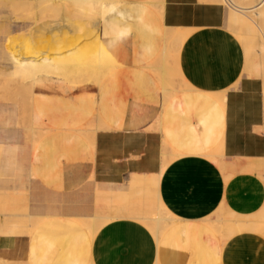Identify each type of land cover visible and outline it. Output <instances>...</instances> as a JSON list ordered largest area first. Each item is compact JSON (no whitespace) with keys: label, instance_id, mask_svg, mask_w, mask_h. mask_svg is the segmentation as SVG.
Returning <instances> with one entry per match:
<instances>
[{"label":"crops","instance_id":"crops-1","mask_svg":"<svg viewBox=\"0 0 264 264\" xmlns=\"http://www.w3.org/2000/svg\"><path fill=\"white\" fill-rule=\"evenodd\" d=\"M119 1L99 25V44L111 62L101 83L36 84L29 104L38 126L30 128L42 135L35 147L29 144L35 188L70 196L91 178L102 177L108 183L102 195L105 205L98 206L94 190L92 209L42 215L49 219L32 232L31 222L16 221L22 215L10 214L11 219L0 222L10 223L0 225V264H264V239L249 233L264 229L258 215L250 216L264 202V183L247 171L248 166L263 163L255 162L264 158V149L249 160L254 162L240 166V172L224 167L234 174L228 180L208 157L222 144L224 160L232 144L227 130L240 112L257 125V95L247 105L226 98L224 112L209 93L227 92L237 83L249 56H260L245 51L218 24L217 11L204 8V17H196L201 22L197 19L191 26L189 16L187 25L173 20L170 0H164L160 16L147 4L149 0ZM183 26L196 29L178 55L180 73L192 89L177 94L164 107L166 92L153 72L161 73L162 49L173 39L171 33L164 35L165 30H185ZM35 37L34 26L15 40L14 51L8 53L10 64L34 62ZM260 87L259 94L262 81ZM94 120L97 125H90ZM83 133L93 134L94 150ZM162 140L181 156L159 179ZM119 156L126 158L115 161ZM24 200V196L0 198V211L25 208ZM160 201L182 221L170 225L157 246L153 235L134 220H154ZM221 205L226 208L218 219L222 232L218 235L201 220ZM93 215L114 221L90 242L75 218Z\"/></svg>","mask_w":264,"mask_h":264},{"label":"rangeland","instance_id":"rangeland-1","mask_svg":"<svg viewBox=\"0 0 264 264\" xmlns=\"http://www.w3.org/2000/svg\"><path fill=\"white\" fill-rule=\"evenodd\" d=\"M0 1H1L0 2V142L4 143L5 145H12V144L16 145L12 147H7L3 144L0 145L1 147L0 149V198L7 200L11 196L18 197V198L24 196V199H25L24 204L26 205L25 208L15 210L14 212L13 211H0V222H4L7 219H11L10 214L18 213L19 215H22V218L17 217V218H14V220L23 221V223L34 222V224H36L37 226V224H40L42 221L49 219V218H44V217L41 218V216L47 215L50 212H55V213H60V214H71L74 211L80 212L82 209L87 208V207L92 209L93 204H94L95 193L97 195L98 206L105 205L102 202V197H103L102 195L104 194V188L106 187L108 183H106L107 180L102 177L101 178L99 177L91 178L89 183L83 189L79 190L77 193L70 195V196H57L53 194H46V193L40 192L38 189L35 188L33 184V180L31 179V175L29 172V163H30V149H29L30 145L29 144H30V141H28L27 139L28 133L26 131L28 129L27 127H38L32 120L30 107H29L30 100H31L30 99L31 95L29 94H31L33 86L36 84H43V83L48 84L51 82H53L54 84H80V85L89 82L95 86H98L101 82L100 83L93 82L94 78L90 76L91 73L86 72V71L79 73V72H75V71H71L67 69L62 70V68H60L61 69L60 70L59 68L55 66H54L55 68H53V66L49 67L48 65L46 67L43 66V68L45 69L43 68L34 69L35 71L39 70L40 72L41 70H44V71L46 70L45 72L48 71L47 72L48 76L47 75L45 76L44 74L46 73L42 74L44 71H42L40 74L39 72L37 73V71L35 72L32 69L33 62H25L21 64H10L8 53L14 51L13 49L15 45H17L16 43H14L16 42L15 40L22 38V36L25 33H27L30 30V28L34 26L36 28V25L38 26L39 24L44 23L48 20H54L56 19L55 17L57 16H56V12L53 9L45 10L44 8L43 10L41 7L38 8V5L34 0H31L32 2L30 0H27V1L23 0V2L21 3L19 0H11V1L6 0L7 3L5 0H0ZM28 1H30L31 4ZM154 1L157 4H160L162 6L161 12H159L154 7L150 6L148 3L147 4L150 7H152L153 10H156L155 12L160 16L163 12L164 4H162V2L164 3V0H154ZM170 1L171 3H170L169 11H170L172 18L175 22L177 21L178 23H181L182 25H187L186 24L187 17L189 16V19H188L190 21L189 25L192 26L193 23L195 24V21L197 22V19L198 21L201 20V18L196 19L197 16L204 17L205 15L204 8H206L207 10L212 8L211 7L212 4H208L210 2L209 0L208 1L206 0H200V1L193 0L192 1L191 0L190 4L193 3L192 6L189 4L188 0H170ZM245 1L244 2L238 1V2L241 4L242 3L245 4V6L247 7H250L251 3L254 4L252 0H245ZM187 7L189 9H187ZM36 8L38 9L36 10ZM211 11H217V10L211 9ZM229 11H230L229 8L224 7L221 11L216 12L220 18L218 21V24L220 26L226 27V22L228 21ZM260 11L263 12L264 14V6L263 8H261ZM79 21L80 20H78L77 22ZM200 22H199V25L197 26L201 27L203 24H201ZM174 26H181V25H174ZM183 27L190 29V27H187V26H183ZM194 30L196 29L185 30V31L189 32L188 34L189 36ZM172 37H173L172 41L174 39H177L176 35H173ZM235 38L238 40L239 37L237 38L236 36ZM261 38H263L262 35H261ZM185 39L183 40L182 44L184 43ZM241 41L242 40L240 39L239 42L241 43L243 48L246 49L245 45H243V42ZM177 46L178 44L172 45L174 54H171V56H169L163 61V64L166 66L165 72L163 71H161V73L159 71L153 72L160 86L163 83L165 84L163 87L161 86L162 91L166 92L165 100L163 103L164 107L177 94L192 89V87L183 79L180 73L178 63H177L178 61L176 60V57H175ZM181 46L178 47L179 51H180ZM247 51H251V49H248ZM256 53L258 54L259 50L258 51L256 50ZM178 55H179V52H178ZM258 55L260 56L262 61L256 55L249 56L250 57V58L248 57L249 59H247L246 57L247 60L245 64V69L243 68L240 78L238 79L237 83L233 87H231L227 92H225L226 95L224 94L225 98L229 99L233 104L235 103L236 105H247L248 101L252 99V96L254 95H257V97L259 98V108L256 114L257 125L254 122H251V120L249 119L250 118L249 115H246L240 112L239 118H237L236 121L232 125H230L227 130V134L230 136L229 140L232 141V144H231V148L225 151L224 160L222 159V155H223L222 148L217 147V149L213 153H211V156L215 157V159L211 161L217 165V167L223 174L225 180H228L234 174H232L229 171V169L223 170L224 167H228L230 169L234 168L236 169V173L240 172L239 171L240 166H244L246 163H249V162H254V161H249V160L256 159L255 155L258 154L257 150H259V148L264 149V90H263L264 89L263 88L264 87V61H263L264 57H262L264 54L262 55L261 53H259ZM17 67H22L24 68V70L22 69L21 71H19L18 73L14 75V72L17 70ZM56 69L60 72L59 73L57 71L58 73L57 77L59 79L56 77ZM30 70H32V72ZM110 70H111V65H108L103 70H101V76L102 75L103 76L100 78L103 80V78L107 75V73ZM28 71L30 72V74H33V73H36V74H33L34 77L33 76L30 77V74ZM23 73H25L27 77ZM68 73L69 75H67ZM80 74H83V75H80ZM16 75L18 76L20 75V76L18 77ZM70 75H72V78ZM62 76H65V77H62ZM66 77L69 78L70 80L73 79V81L62 83V81L60 80ZM41 78L43 79V81L41 80ZM46 78H48V81ZM34 79H35V82L33 81ZM56 80L58 82H56ZM261 81H262V86H263L262 95L258 93L261 90V87H260ZM27 84L31 85V87ZM24 89H26L25 90L26 93L25 91H23ZM224 101L226 102V99ZM90 125L95 126L97 125V122H95L94 120L93 122L90 123ZM43 128L46 129L45 127ZM100 129H103V127L99 129L97 128V131ZM158 129H159V124L157 123L155 124V130H158ZM13 131L17 132V135L15 136L12 135ZM35 136L39 137V141H40L42 137L41 133H37L35 134ZM170 149L171 147L167 144V148L164 150V158H163L164 161L170 160L171 158L170 157L171 152L169 151ZM262 155L264 156V152ZM125 158L126 156H119L115 159V161L119 162ZM171 163L172 161L169 162L168 166ZM255 163H262V164L253 165L252 167L248 166L247 171L249 173L257 175L264 183V158L262 160L256 161ZM94 190H95V193H94ZM56 200H60V202H56ZM225 208L226 207L224 205H221L210 216V218L219 219L221 217L220 215L222 214V212L225 211ZM262 210H263V216H264V202L261 208L256 213L250 216L258 215L261 218L262 216L260 215L262 213L260 212H262ZM25 215H32L33 217L29 220L24 217ZM76 221L78 220L75 219V222ZM174 223H177V222L172 221L170 224L166 226V228L164 229L160 237V243H161V238L164 232L166 231V229ZM0 225L8 226L10 225V223L7 222V224H0ZM79 225L83 227L81 223ZM216 233L219 235L222 234V232H219V233L216 232ZM249 233L257 234L258 236L264 239V229L261 232H249ZM3 264H8V263H3Z\"/></svg>","mask_w":264,"mask_h":264},{"label":"bare ground","instance_id":"bare-ground-1","mask_svg":"<svg viewBox=\"0 0 264 264\" xmlns=\"http://www.w3.org/2000/svg\"><path fill=\"white\" fill-rule=\"evenodd\" d=\"M19 1H20V3L23 2V0L22 1L19 0ZM30 1H28V2H30ZM34 1L37 3L38 8L41 7L43 10H44V8H45V10H47V9L52 10L53 9L56 12L57 17H55L56 19H54V20H48L44 23L39 24L38 26L36 25V37L33 39V46L35 49V61L33 62V66H32L33 68L32 69L33 70L36 68L40 69V68H43V66L46 67L48 65L49 67L53 66V68L57 67L59 69L62 68V70L67 69V70H71V71H75V72H79V73L86 71V72L91 73L90 76L94 78L93 82L100 83L102 80L100 77L103 76V75L101 76V70H103L108 65H111V63L107 59V57L105 56L104 50L101 47V45L99 44V34H98L99 25H100V22L103 20V18L114 7H116L118 4H120L121 1H119V0H46V1L45 0H34ZM198 1H200V0H198ZM206 1H208V0H206ZM209 1L211 3L209 2L208 4H212L211 5L212 10L216 9L217 11H221L224 7H227L230 9L229 14H228V21L226 22V29L229 32H231L233 35H235V37L237 36V38L239 37L242 40L241 42H243V45H245V47H246V49H244L245 51H247L248 49H251L250 52L256 53V50L257 51L259 50V53H261L262 55L264 54L263 53L264 52V32H263V30H264V14H263V12L260 11L261 8H263V6H264V0H252V2L254 4L251 3L250 7L245 6V4H243V3L242 4L239 3L240 1L244 2L245 0H237V1L236 0H209ZM31 2H30V4H31ZM245 2H247V1H245ZM6 3H7V1H6ZM147 3L150 6L157 9L159 12H161L162 6L160 4H157L154 0H151V1L149 0V2H147ZM162 4H163V2H162ZM38 8H36V10ZM42 9H40V10H42ZM211 9H209V10L211 11ZM154 11H156V10H154ZM75 20H77V21L80 20V21L77 22ZM184 28L182 27V29H184ZM187 29L185 28V30H187ZM185 30H181V29L177 30L176 29V30L171 31V32L168 29L165 30V33H167V34H164V35L168 36V34L171 33L172 36L176 35L177 39H174L173 41L168 40L166 42V44L164 45L162 52H161V58L163 59V61L166 58H168L169 56H171V54H174V52H173L174 50L172 49L173 44H178L176 55H175L176 60L178 61V52H179L178 47H180L182 45L183 40L186 38V36L188 37V34H189V32H187ZM261 35L263 38H261ZM239 38H238V40L240 41ZM262 57H264V55ZM263 61H264V58H263ZM22 69L24 70V68H22V67H17V70L16 71L14 70L15 71L14 75L16 73H18L19 71H21ZM43 69H45V68H43ZM165 69H166V66L163 65L162 71L165 72ZM30 71L32 72V70H30ZM42 71H44V70H41V72ZM45 71L42 74L46 73V74H44L46 76L48 71L47 72H45ZM57 71L58 70L56 69V77L58 74ZM38 72L41 74V72L39 70L37 71V73ZM23 74L25 75V73H23ZM29 74H30V72H29ZM33 74H36V73H33ZM33 74H30V77H32ZM40 74H38V75H40ZM51 75H52V73H51ZM67 75H69V73ZM80 75H83V74H80ZM16 76H18V75H16ZM25 76L27 77V75H25ZM70 76L72 78V75H70ZM62 77H65V76H62ZM36 78H37V76H36ZM43 78H45V77H43ZM46 79L48 81V78H46ZM41 80L43 81L42 78H41ZM33 81L35 82V79ZM36 81H38V80H36ZM60 81H62V83L63 82L67 83V82L73 81V79L70 80L69 78L66 77V78H62ZM162 81H163V79H162ZM56 82H58V81L56 80ZM27 85H29V84H27ZM164 85H165L164 83L161 84L162 87ZM29 86L31 87V85H29ZM25 90L26 89H24L23 91H25ZM194 91H196V90H194ZM25 93H26V91H25ZM27 94H29V93H27ZM224 94H225V91H221V92L217 91L215 93H212V92L209 93V95L211 97H213V99H215L218 102V104L221 106L223 111L226 112L227 108H226L225 101H224L226 98H225ZM260 95H262V92L260 93ZM27 128H28L26 130L28 133L27 139H28V141H30V144L32 145V147H35L39 141V137L35 136V134H37L39 130L37 131V133H35L30 127H27ZM82 136H83V138H85L87 140V142L91 146L92 150H94V143H93V137H92L93 134L92 133H83ZM219 147L222 148V144H220ZM166 148H167V144L165 143L164 140H162L163 152L162 151L161 152H162L163 158H164V150ZM169 151L171 152V154H170L171 158L169 161L163 160L161 162L162 164L160 167V171L158 172L159 179H161V177H162L163 173L165 172L166 167L168 166L169 162L170 161L174 162L176 159H178V157L181 156L179 153L175 152L174 150L170 149ZM183 157H184V155H183ZM208 157H209V160L215 159V157L211 156V154ZM261 213H262V215H261L262 216L261 217L262 222L260 224L262 227H264L263 210ZM44 218H49V217H44ZM75 219L78 220L76 222L80 221L79 224L81 223V225H83L84 229L87 231L88 235L90 236V242L93 241V239L95 238V235L97 234V232L101 228H103L109 222L114 221L112 218L111 219H98L94 215L89 216V217L75 218ZM134 221L138 222L147 231H149L155 239V244L157 246H159L160 237H161L164 229L166 228V226L168 224H170L172 221L180 222V221H182V219L174 217L169 212V209L163 203V201H160L159 207H158V214L154 220H134ZM201 221L205 224V226L206 225H208V226L213 225L212 227L214 229H216L218 233L220 232L221 226L219 225L220 220H218V218L215 220H212V219H210V217H206L205 219H202ZM35 226H36V224H34V222H31V232L33 231ZM118 226H119V224H118Z\"/></svg>","mask_w":264,"mask_h":264}]
</instances>
